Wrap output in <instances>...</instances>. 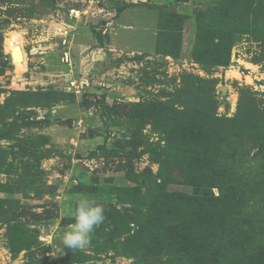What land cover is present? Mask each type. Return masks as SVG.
I'll return each mask as SVG.
<instances>
[{
	"label": "rangeland",
	"instance_id": "rangeland-1",
	"mask_svg": "<svg viewBox=\"0 0 264 264\" xmlns=\"http://www.w3.org/2000/svg\"><path fill=\"white\" fill-rule=\"evenodd\" d=\"M0 264H264V0H0Z\"/></svg>",
	"mask_w": 264,
	"mask_h": 264
},
{
	"label": "clouds",
	"instance_id": "clouds-1",
	"mask_svg": "<svg viewBox=\"0 0 264 264\" xmlns=\"http://www.w3.org/2000/svg\"><path fill=\"white\" fill-rule=\"evenodd\" d=\"M103 205L81 199L75 210L74 223L68 225L61 239L63 245L72 250H84L90 243V234L105 220Z\"/></svg>",
	"mask_w": 264,
	"mask_h": 264
},
{
	"label": "bare ground",
	"instance_id": "bare-ground-1",
	"mask_svg": "<svg viewBox=\"0 0 264 264\" xmlns=\"http://www.w3.org/2000/svg\"><path fill=\"white\" fill-rule=\"evenodd\" d=\"M17 43V44H16ZM19 41H16V39L14 40V44L12 45V52L16 49V48H19V52H20V55H17L16 58L13 59V62L16 66H18L20 69H23L24 68V65H25V58H26V53H25V50L24 48L22 47V45L19 43Z\"/></svg>",
	"mask_w": 264,
	"mask_h": 264
},
{
	"label": "water",
	"instance_id": "water-1",
	"mask_svg": "<svg viewBox=\"0 0 264 264\" xmlns=\"http://www.w3.org/2000/svg\"><path fill=\"white\" fill-rule=\"evenodd\" d=\"M17 55H20L19 48H16V49L12 52V56H13L14 58H16Z\"/></svg>",
	"mask_w": 264,
	"mask_h": 264
}]
</instances>
